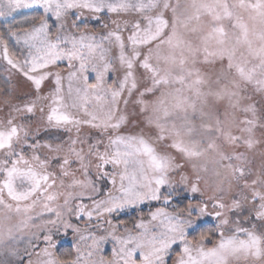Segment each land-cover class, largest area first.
Segmentation results:
<instances>
[{
    "label": "snow or ice",
    "instance_id": "obj_1",
    "mask_svg": "<svg viewBox=\"0 0 264 264\" xmlns=\"http://www.w3.org/2000/svg\"><path fill=\"white\" fill-rule=\"evenodd\" d=\"M0 264H264V0H0Z\"/></svg>",
    "mask_w": 264,
    "mask_h": 264
}]
</instances>
